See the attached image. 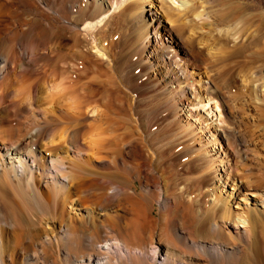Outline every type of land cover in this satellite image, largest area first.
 I'll return each instance as SVG.
<instances>
[{
    "label": "bare ground",
    "instance_id": "obj_1",
    "mask_svg": "<svg viewBox=\"0 0 264 264\" xmlns=\"http://www.w3.org/2000/svg\"><path fill=\"white\" fill-rule=\"evenodd\" d=\"M61 51L67 108L38 105ZM0 91V264H264V0H0ZM121 91L118 153L85 156L56 113Z\"/></svg>",
    "mask_w": 264,
    "mask_h": 264
},
{
    "label": "rangeland",
    "instance_id": "obj_2",
    "mask_svg": "<svg viewBox=\"0 0 264 264\" xmlns=\"http://www.w3.org/2000/svg\"><path fill=\"white\" fill-rule=\"evenodd\" d=\"M21 18L22 19H25V18H28V17H25V16H21ZM3 20H5L6 22L7 21H10V17H8V16H5V19H3ZM38 26V25H37ZM26 37H27V35H26ZM28 39H33V41H35L36 40V35H34L32 32L31 33H28V37H27ZM72 39H73V37H71ZM4 48V47H3ZM66 53V54H65ZM68 51H61V52H57L55 55H54V58L55 59H53V62H46V65L44 64L43 66H44V69L42 70V72L44 73V74H42V75H40V76H34V75H31V76H27L26 78H24L23 79V82H29V83H27L26 85L28 86V85H30V84H34V83H36V82H38L40 85H43L44 87H43V90H45V91H47V92H45V93H43V96H44V100L47 102V104H45V102H43L44 100L41 98V99H37V101H38V105H41V106H43L44 105V107H48L49 106V108H58V109H63V106H64V109L65 108H67V107H65V104H66V101H68V100H66V99H64V100H66L65 102H64V100H63V104L64 105H59L57 102L55 103L54 101H49L50 99H52V98H50V96H47V94L46 93H48V95H49V90L47 89L48 88V86L52 83V82H54V81H56L57 83H68L67 81H69L70 80V76H71V74L68 76V73L67 72H65V71H63L62 69H60V67H61V64L63 63V61H66L67 60V56H68ZM57 56V57H56ZM66 56V58H64ZM56 63H57V65H56ZM51 64V65H50ZM60 66V67H59ZM48 67V68H47ZM54 67H58L57 69L56 68H54ZM53 71V73H54V70H55V75L52 73V71ZM58 73H57V72ZM61 71H63V72H61ZM45 72H46V74H45ZM52 73V74H51ZM51 74V75H50ZM46 75H48V77L46 76ZM41 76H44V77H41ZM46 77V78H45ZM68 77V78H67ZM39 78V79H38ZM38 79V80H37ZM50 79V80H49ZM47 89V90H46ZM1 92V91H0ZM53 92H55L54 90H53ZM46 94V95H45ZM57 94V91L55 92V95ZM22 94H14V96L13 95H11L9 98H7L6 100H3L2 101V103L1 104H6V103H8L9 102V100H11V99H20L22 96H21ZM54 95V97H53V100H57V101H59L58 99L59 98H57L56 96H58L59 97V95H56L55 96ZM118 95L119 96H112V98L110 99V98H108L109 99V101H108V99H106L105 97H103L102 96V98L99 96L98 97V103H97V107H98V109L99 110H101V111H105V106L107 105L108 106V104L110 105L109 106V108H110V111L107 113V115H105V116H102V118H97L95 121H90V125H89V121L88 122H86V123H78L76 120H74V119H71L70 117H68L67 115H65V114H62V113H60V114H58V113H56V116L58 117V118H60L59 120L61 121V122H63L64 124L62 125V126H73V127H80V131H81V134H80V140H81V144H83L84 145V148H86L85 149V151L83 152V154L85 155V156H90V157H92V155H90V153L92 154V153H94L95 151L94 150H96V147L97 146H95V144H92V141H94V139H95V142L97 141L98 143H100V144H107L108 142H110V144L108 145V156H112V155H115V154H117L118 153V149H117V147H116V145L118 144V143H120V142H122V141H124V139H125V136H127L126 134L128 133V128H130L129 126H131L135 121H133L134 119H135V114L133 113V111H132V113L131 114H133V115H131L130 114V111H127V112H125L124 113V111H125V108L127 107V96H126V93L124 92V91H121V92H119L118 93ZM120 95H124L123 97L121 96L120 97ZM48 97V99H46ZM50 98V99H49ZM125 100H124V99ZM8 101V102H7ZM61 101V100H60ZM116 101H118V102H116ZM120 101H121V103H122V105H121V103H120ZM4 102V103H3ZM51 103V105H50V103ZM124 102V103H123ZM56 104H58V105H56ZM68 104V103H67ZM47 105V106H46ZM53 105V106H52ZM120 105V106H119ZM61 106V107H60ZM101 109H100V108ZM113 109V110H112ZM113 112H112V111ZM129 112V113H128ZM116 113H118V114H116ZM121 113V114H120ZM123 113V114H122ZM60 115V116H59ZM112 115V116H111ZM26 117H28L26 114H24L23 115V118H19V120L20 121H24L25 119H26ZM27 120V119H26ZM102 120V121H101ZM88 123V124H87ZM93 125H92V124ZM99 126V127H98ZM104 126V127H103ZM97 127H98V129L100 130H96L97 129ZM110 128V129H109ZM113 128V129H112ZM124 130V131H123ZM99 131V132H98ZM101 132V133H100ZM97 133H99L100 134V136H99V138L101 137V140L99 139V138H97L98 137V135L99 134H97ZM109 133V134H108ZM97 135V136H96ZM111 135V136H110ZM122 135V136H121ZM108 136V137H107ZM102 137H104V139L102 138ZM92 138V139H91ZM97 138V139H96ZM111 138V139H110ZM103 140V141H102ZM90 146H89V145ZM92 145V146H91ZM94 146V147H93ZM93 148V149H92ZM88 152V153H87ZM86 153V154H85ZM84 167H86L85 165H84ZM88 167V166H87ZM114 210H117V209H114ZM109 212H112L111 211V209L109 210ZM118 213H120V214H123V210H121V211H118ZM44 219H46L45 218V215H43V213L42 212H40V211H37V212H35L32 216H30V217H26V216H24L23 217V221L24 222H22V224L24 225L25 224V226H28V227H31V228H37L39 225H41L42 224V220H44ZM138 225H140L139 223H138ZM194 262H198V263H200L201 264V260H194ZM124 264H130L129 262H126V263H124Z\"/></svg>",
    "mask_w": 264,
    "mask_h": 264
}]
</instances>
